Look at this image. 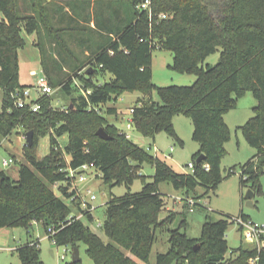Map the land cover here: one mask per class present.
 I'll return each mask as SVG.
<instances>
[{"label":"trees","instance_id":"1","mask_svg":"<svg viewBox=\"0 0 264 264\" xmlns=\"http://www.w3.org/2000/svg\"><path fill=\"white\" fill-rule=\"evenodd\" d=\"M29 1L31 12L22 14L19 0H0V88L4 92L0 146L14 132L34 131L33 144L26 141L24 146L27 163L21 164L19 178L0 172L3 178L0 228L20 226L30 230L34 224L42 223L48 232V227L54 225L57 232L50 238L57 245L75 247L85 243L94 264H150L157 230L181 216V212L170 210L166 218L161 217L167 204L161 183L169 182L175 189H184L187 193L196 194L200 186L206 193L216 191L224 180L221 162L232 134L225 114L237 108L239 98L247 92H253L258 104L254 107L255 115L239 128L256 153L241 166V181L255 192L261 190L264 0H152L154 12L170 14L159 22L154 19L152 25L148 13L137 8L142 0H131L134 11L131 20L112 29L109 34L112 39L102 43L86 61L75 57L76 66L68 79L65 74L55 72L54 68L60 66L44 67L54 88L59 85L69 94L73 90L79 94L73 96V105L67 109L53 107L52 95H43L36 100L40 104L37 112L29 106L18 107L13 97L15 91L28 87L19 79L18 51L25 45L22 30L40 33L45 28L67 54L72 52L64 38L69 29L54 25L46 0ZM153 40L173 53L172 70L196 75L193 84L157 86L152 81ZM37 45L42 47V42L39 40ZM218 51V62L205 64ZM107 76L109 80H104ZM154 89L160 101L151 99ZM135 90L146 96L133 107L130 123L144 136L154 138L166 132L183 144L174 126V117L182 114L192 119L193 139L199 143L193 171H176L108 121L103 114L104 106L123 93ZM115 112V107L107 109V113ZM100 127L113 137L104 139L97 135ZM65 134L68 142L59 150V137ZM46 135H50L51 151L40 159L38 142ZM202 153L205 159L198 163ZM91 162L109 188L124 184L130 189L136 179L143 180L141 191L129 190L107 201L102 227L109 241L88 225L94 214L86 212L83 218L69 219L73 209L67 200L72 201L76 192L69 191L68 168ZM145 163L155 167L152 181L139 173ZM206 164L209 169L204 167ZM54 184H59L61 195L52 188ZM75 204L82 211L80 203ZM187 206L191 207L190 203L184 202V207ZM241 217L248 219L244 214ZM230 222L227 217H208L202 236L194 238L186 233L187 219L183 216L178 227L169 229L168 251L159 252L153 264H249L251 259L256 264H264V245L253 249L240 245L231 251L237 252L235 258L227 257ZM239 227L244 229L243 225ZM196 245L199 247L195 248ZM17 250L22 264H45L39 242L28 241ZM68 264H82V261Z\"/></svg>","mask_w":264,"mask_h":264},{"label":"rangeland","instance_id":"2","mask_svg":"<svg viewBox=\"0 0 264 264\" xmlns=\"http://www.w3.org/2000/svg\"><path fill=\"white\" fill-rule=\"evenodd\" d=\"M20 13H29L30 1L19 0ZM48 11L51 14L53 23L57 27L69 29L64 33L69 50L67 54L57 40L50 37L45 28L38 33H28L22 30L25 39V45L19 49V71L20 82L28 85L32 90V96H37L33 88L37 85L40 77L45 75L44 67H55V72L65 74L68 77L72 74L76 66L75 57L86 61L90 55L97 51L102 43H108L112 38L109 34L112 29L123 25L124 21L131 20L133 4L131 0H46ZM125 14V15H124ZM124 15L125 20L121 21L120 16ZM1 17V16H0ZM42 42V47L37 45ZM42 49V50H41ZM43 52V53H42ZM75 54V55H74ZM220 58V51L210 55L205 64H216ZM174 55L166 49L155 48L153 50V77L152 81L157 86L170 85H191L196 80V75L189 73H179L170 68L173 64ZM35 70L36 74L32 73ZM68 74V75H67ZM109 80V76L104 80ZM79 84L80 81L78 80ZM140 91H128L121 95L116 101L119 110V119L115 123L119 129L130 136V138L151 154L157 155L169 163L178 172H191L188 167L190 162L196 160V153L199 149V143L193 139L194 125L191 118L185 115H177L174 118V126L178 135L183 140V144L175 140L166 132L157 134L154 140L151 137L144 136L136 128L130 125L131 112L130 107L137 104ZM79 91L73 90L72 94L67 93L59 85L52 93V106L55 108L67 109L73 103V96H78ZM3 92L0 90V111L3 109ZM151 99L160 101V95L156 89L152 91ZM114 101L108 102L113 105ZM258 100L253 92H247L239 98L238 106L225 114V120L231 128V139L226 143L227 154L221 162L222 174L224 180L218 185L216 191L205 192L204 187L197 188V196L193 192L187 193L186 190L175 189L171 183L162 182L160 188L167 196L166 208L161 213V217H167L170 210L181 212L171 225L157 230L156 241L153 245L150 264L156 261L159 252H166L170 247L169 229L178 227L183 216L187 219L186 233L190 237L199 238L202 236L203 225L207 218L219 219L227 217L230 219V225L227 230V240L230 251L227 257L235 258L237 252H231L233 249L243 245L245 248L253 249L264 245V241L259 243L251 237L249 232L240 229L232 219L244 214L253 223H257L264 228V173L261 175V190L255 192L253 198L254 205L247 204L246 193L251 188L249 184L241 181V166L249 162L255 155L256 149L252 147L239 128L255 115L254 107ZM107 106L103 114L108 117L110 122L113 115L107 113ZM107 108V109H106ZM22 135V136H20ZM60 138L58 149L61 150L67 143L69 137L65 134ZM26 143L25 132H14L6 137L0 146V172L4 171L13 179L19 178V169L22 163H27L24 157V146ZM158 148V151L154 147ZM51 151L50 135L43 136L38 142V157L41 159ZM63 155V153H62ZM64 158L69 157L63 155ZM13 161L8 165L4 160ZM233 169L234 171H231ZM147 181L153 180L155 167L152 164L145 163L139 171ZM59 184H54L52 188L57 194L61 195ZM143 188L142 178H138L131 185L130 189L122 184L109 188L101 177H89L87 181L80 183V194L87 201L91 196L96 195L92 201L98 209L94 213V219L87 222L91 229L97 232L104 240L109 241L103 231L104 210L107 201L114 196H120L131 190L133 192L141 191ZM90 189V192L88 191ZM188 199H194L197 203L193 209L184 207V202ZM73 209V214L80 215L75 207V202L67 200ZM245 227V225H243ZM28 241L39 242L41 257L45 264H68L73 260V246L57 245L50 237L47 229L42 223H36L27 230L24 227H3L0 228V264H22L18 248L25 245ZM80 256L82 264H94L87 253L85 243H80ZM63 256H65L63 258ZM148 264V263H147ZM249 264H254L251 261ZM256 264V263H255Z\"/></svg>","mask_w":264,"mask_h":264},{"label":"built area","instance_id":"3","mask_svg":"<svg viewBox=\"0 0 264 264\" xmlns=\"http://www.w3.org/2000/svg\"><path fill=\"white\" fill-rule=\"evenodd\" d=\"M137 8L140 11H145L148 13L149 15V19L151 20V25H152V21H156L159 22L161 20L167 19L170 17V14L167 12H154L153 8H152V0H142L140 3L137 4ZM143 40V39H142ZM154 49L155 48H159L162 49V45L156 41H152ZM33 74H36L35 71H32ZM36 90L37 96L33 97L32 96V89L30 87H26L22 90H17L13 93V97L15 99V104L20 107V108H25L27 106H29V108L33 111V112H37L40 109V104L36 101L37 99H39L41 96L43 95H52V93L54 92L55 88L51 85L48 77L46 75L42 76L39 78L37 85H35V87H33ZM139 106H141V103L138 104ZM132 111H134V109L132 108ZM131 125V123H130ZM154 149L156 151H158V148L155 146ZM13 161V159L10 160H4V163L6 165L9 164V162ZM188 167L191 169V171H193L195 169V161L194 162H190L188 164ZM206 169H209V165L206 164L204 166ZM68 172H69V176L71 178L70 181V188L69 191L73 192L75 191V195L72 197V201L74 202H79L80 206H81V210L80 211V215L78 214H71V216L69 217L70 221L74 220V219H79V218H83L86 215V212L92 213L94 214L95 211L98 209L97 206H95V204L92 202L96 199V195H92L91 196V200L87 201L86 199H84V197L82 196V194H80V183L81 182H85L87 181V179L89 177H99V172L96 170L94 163H84L81 166H79L78 168H68ZM88 191L90 192V189H88ZM190 205H191V209H193L192 207L195 206L196 202L194 201V199H188ZM234 221L238 224L241 225H245L244 228H246V230L249 232V234L251 235L252 238H254L256 240V242H260L261 240L264 241V239H262V236H264V228L263 226L258 225L257 223H253L249 220H244L243 217L238 216L234 218ZM57 232V228L53 225V226H49L48 227V234L49 237L55 235V233ZM53 241L55 242V240L53 239ZM65 256H63L64 258ZM252 263H256L255 259H251L250 260Z\"/></svg>","mask_w":264,"mask_h":264},{"label":"water","instance_id":"4","mask_svg":"<svg viewBox=\"0 0 264 264\" xmlns=\"http://www.w3.org/2000/svg\"><path fill=\"white\" fill-rule=\"evenodd\" d=\"M89 73V70L87 71V74ZM97 135H99L100 137L104 138V139H111L113 136L104 128V127H100L98 130H97ZM25 137H26V141L29 145H32L33 142H34V131L33 130H29L26 132L25 134ZM205 159V154H200L199 157L197 158V162L200 163L202 161H204ZM2 176L0 175V185L2 183ZM255 196V191L250 188L248 190V192L246 193L245 195V198L247 199V204L250 205V206H253L254 205V202H253V198ZM199 245H196L195 248H198ZM73 262H79L81 261V256H80V249L78 246H75L73 248Z\"/></svg>","mask_w":264,"mask_h":264},{"label":"crops","instance_id":"5","mask_svg":"<svg viewBox=\"0 0 264 264\" xmlns=\"http://www.w3.org/2000/svg\"><path fill=\"white\" fill-rule=\"evenodd\" d=\"M124 15H125V14H124ZM124 15H121V16H120V20H121V21H124V20H125ZM111 36H113V34H112ZM152 66H153V63H152ZM32 71H35V70H32ZM110 78H111V76H110ZM20 83H21V82H20ZM22 84H23V83H22ZM25 85H26V84H25ZM0 90H2V89L0 88ZM2 92H3V90H2ZM123 94H125V93H123ZM123 94H122V95H123ZM3 96H4V92H3ZM145 96H146V95H144V93L141 92V93H140V96H138V100L144 98ZM119 97H120V96H119ZM119 97H118V99H119ZM2 99H3V97H2ZM118 99H117V100H118ZM117 100H116V101H117ZM116 101H114L113 105H108V106H107V104H106L105 106H107V108H109V107H115V108H116V112H115V113H111V114L108 113V114L114 116V118H112V120L110 121V123L115 124V125L119 128V126L117 125V123H115V120H118V119H119V110H118V107L116 106ZM72 105H73V104H72ZM72 105H71V106H72ZM135 105H136V104H135ZM135 105H134V106H135ZM105 106H104V108H105ZM134 106L130 107V112H131V114H132V112H133V111H132V108H133ZM107 108H106V109H107ZM107 118H108V117H107ZM174 118H175V117H174ZM113 119H115V120H113ZM131 126H132V125H131ZM132 127H133V126H132ZM133 128H134V127H133ZM25 134H26V133H25ZM127 135H128V134H127ZM20 136H22V135H20ZM128 136H129V135H128ZM156 136H157V135H156ZM156 136L153 138L154 140L156 139ZM129 137H130V136H129ZM151 138H152V137H151ZM59 141H60V138H59ZM67 142H68V141H67ZM65 145H66V144H65ZM65 145H64V146H65ZM198 150H199V149H198Z\"/></svg>","mask_w":264,"mask_h":264}]
</instances>
